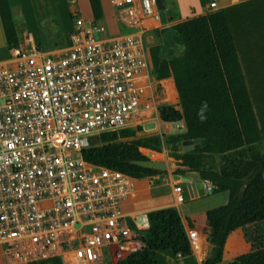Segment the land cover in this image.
<instances>
[{
	"label": "built area",
	"instance_id": "built-area-1",
	"mask_svg": "<svg viewBox=\"0 0 264 264\" xmlns=\"http://www.w3.org/2000/svg\"><path fill=\"white\" fill-rule=\"evenodd\" d=\"M67 1V46L45 50L27 36L0 62V253L21 264H118L143 248L149 228L146 212L122 208L139 180L86 161L83 151L93 138L147 132L143 126L158 119L156 99L166 83L152 77L144 36L167 26L166 9L158 0H110L118 34L100 37L97 22ZM215 7L209 3V12ZM170 179L181 205V183ZM187 237L193 253L207 258L196 231Z\"/></svg>",
	"mask_w": 264,
	"mask_h": 264
},
{
	"label": "trees",
	"instance_id": "trees-1",
	"mask_svg": "<svg viewBox=\"0 0 264 264\" xmlns=\"http://www.w3.org/2000/svg\"><path fill=\"white\" fill-rule=\"evenodd\" d=\"M88 2L93 21L102 20L101 0ZM158 4L164 7L159 0ZM0 20L8 48L17 47L19 38L8 0H0ZM170 30L182 51L164 58L159 45L151 47V74L155 80L173 78L178 104L161 105L159 119L164 123L183 121L184 132L143 140L135 138L134 130L107 133L91 139L83 157L92 164L140 180L164 171L132 165L131 160L148 159L139 148L160 153V146L171 147L173 153L169 157L176 161L175 175L198 173L202 181L211 183L213 194H228L225 205L205 213L212 250L202 264H221L225 242L238 228L250 251L229 264H264V150L248 163L240 162L229 169H217L214 158L261 140L225 12L211 11L175 24ZM164 31H155L154 35L159 37ZM205 102L206 118L201 121L197 113ZM126 138L129 140L122 141ZM195 139L205 140V146L181 152L182 142ZM148 220L149 228L141 237L143 248L118 264H157V254L164 252L180 257L192 255L176 208L151 211Z\"/></svg>",
	"mask_w": 264,
	"mask_h": 264
},
{
	"label": "crops",
	"instance_id": "crops-1",
	"mask_svg": "<svg viewBox=\"0 0 264 264\" xmlns=\"http://www.w3.org/2000/svg\"><path fill=\"white\" fill-rule=\"evenodd\" d=\"M159 1L166 9V16H164L166 25L173 23V21L175 25L187 19L205 15L210 11L209 3L211 2L216 3V7L211 11L223 10L225 12L239 64L261 134V140L222 155L230 158L236 154H243L244 158H249L251 160L264 150V0ZM8 3L11 9L13 23L18 33L19 43L28 36L32 39L34 44L45 50H54L65 47L69 44V33L73 27L70 10L73 5L67 0H8ZM101 3L104 17H106L104 0H101ZM74 5L78 7L84 19L92 20V13L88 0H75ZM111 14L114 18L112 7ZM84 15H86V17ZM102 21L103 20H100L98 22ZM114 27L117 30L115 18ZM9 55V48L6 43L0 20V62L8 61ZM163 81H165L166 85L169 81L173 86V90L176 92L172 77ZM175 96L177 97V92L175 93ZM158 120L165 126L168 124L159 119V114ZM153 131H155V128ZM143 150L150 153V155L153 153L155 155L159 154L147 148L141 149V151ZM192 180L193 181L191 182L190 179L192 196L189 195L186 185L181 181V184H183L181 185L184 196L183 204L176 205L174 203L171 187L167 185L168 191L162 196L167 197L170 200L159 204L156 203L151 207L147 206L145 202H158L162 200V196H158L159 192H157L156 195L154 194V189L156 187L148 183L145 178L140 179L139 183H142L143 181L145 182V185L142 187L138 185L139 190L137 194L134 197L126 199L123 202L122 208L124 213L128 215H137L142 212L148 214L151 211L163 208H176L186 231L194 230L198 234L201 253H207V255H210L212 245L207 239L210 229L205 218V213L209 209L204 208L203 210H198L197 206L193 205L202 198L201 189L206 190L207 182ZM185 198H187V200ZM249 251L250 245L245 242L242 230L238 228L230 233L225 242L221 264H229L239 255L246 254ZM48 260L50 261L44 263L61 264L56 258ZM203 260L204 259H201L200 254L198 253H192V255L186 257L175 256L171 252L157 254V264H202ZM0 264L21 263L7 261V259L0 253Z\"/></svg>",
	"mask_w": 264,
	"mask_h": 264
},
{
	"label": "rangeland",
	"instance_id": "rangeland-1",
	"mask_svg": "<svg viewBox=\"0 0 264 264\" xmlns=\"http://www.w3.org/2000/svg\"><path fill=\"white\" fill-rule=\"evenodd\" d=\"M104 5L106 9V17L102 19L103 20L102 22L96 23L98 27L102 28V31H99L100 37L118 34V32H116V28L114 27V18L111 14L110 0H104ZM84 16L86 17V15ZM173 25H174V21L173 23L167 25L164 28L165 29L164 33L160 35L159 37L154 35V33H151L150 35L149 34L145 35L144 36V41L146 42L145 46L148 49H150L153 46L159 45L161 47L160 55L164 58H170V57L179 55L182 51V48L177 44L174 34L170 30ZM168 84L171 85L169 81H168ZM168 84L166 85V89L164 90V93H159L157 96L156 103L158 106L168 105V104L169 105L178 104V100L175 98V95L171 91L170 86ZM156 125H158V128L157 130L153 131ZM143 128L147 132H143L141 128L140 131L135 134L136 139L143 140L146 137H152V136L167 137V136L178 135L184 132V128H181V127L174 128V129L168 128L156 118L154 119V121L146 123L143 126ZM180 148H181V152H183L182 146H180ZM158 150L160 151L158 155H155L153 153L152 155L149 154V156L147 157L145 155L144 156L152 161H163L166 164V169L162 170L164 171V173L157 175L158 178L156 180H151L152 182L151 185L156 187L154 189V192H155L154 194L156 195L157 192H159L158 196H162L166 194L165 193L166 191H168L167 181L169 183L172 182L170 179V175L172 176L175 175L173 172L176 169V161L169 157V155H172L173 153L171 147L162 145L158 148ZM140 153H143V151H140ZM144 153H146V151H144ZM214 157H215V163H216L217 169H229V168H232L238 165L240 162L245 164L250 161L249 158H244L243 154H236V155L231 156L230 158L224 157L223 155L221 156L217 155ZM192 181L193 180L191 179V182ZM176 182L181 183V181H178V180H176ZM182 183L185 184L184 182ZM183 184H180V185H183ZM201 195H202V198L193 204L197 206L198 210H203L204 208H207V209L217 208V207L225 205L228 200L227 193L213 194L209 191L201 189ZM185 199L187 200V198ZM169 200H170L169 198L162 196V200L158 202L146 201L145 204L147 206L152 207L156 203L159 204V203L167 202ZM198 254H200V250H198ZM206 259L207 258H205L203 262ZM46 261H50V260L33 261L31 262V264H45L44 262Z\"/></svg>",
	"mask_w": 264,
	"mask_h": 264
},
{
	"label": "water",
	"instance_id": "water-1",
	"mask_svg": "<svg viewBox=\"0 0 264 264\" xmlns=\"http://www.w3.org/2000/svg\"><path fill=\"white\" fill-rule=\"evenodd\" d=\"M203 146H205V140L195 139V140H187L182 142L183 152H190ZM130 163L132 165H136L145 169H154L160 171L166 169V164L163 161H152L150 159H147V160H131ZM173 178L175 180L182 181L186 184L190 196L193 195L190 179L202 181L201 176L198 173H187L184 176L173 175ZM208 257L209 255L207 256V258Z\"/></svg>",
	"mask_w": 264,
	"mask_h": 264
},
{
	"label": "clouds",
	"instance_id": "clouds-1",
	"mask_svg": "<svg viewBox=\"0 0 264 264\" xmlns=\"http://www.w3.org/2000/svg\"><path fill=\"white\" fill-rule=\"evenodd\" d=\"M207 110V103L205 102L201 108L199 109L197 115L200 118L201 121H203L206 117H205V112Z\"/></svg>",
	"mask_w": 264,
	"mask_h": 264
},
{
	"label": "bare ground",
	"instance_id": "bare-ground-1",
	"mask_svg": "<svg viewBox=\"0 0 264 264\" xmlns=\"http://www.w3.org/2000/svg\"><path fill=\"white\" fill-rule=\"evenodd\" d=\"M170 89H171V91L174 93V95H175V91L173 90V86L172 85H170ZM144 151V150H143ZM144 153V152H143ZM147 153V152H146ZM138 185L140 186V187H142V186H144L145 185V182H143L142 181V183L140 182V183H138Z\"/></svg>",
	"mask_w": 264,
	"mask_h": 264
}]
</instances>
